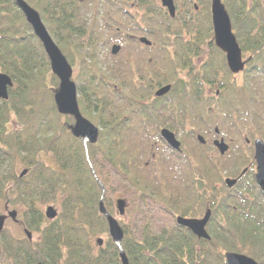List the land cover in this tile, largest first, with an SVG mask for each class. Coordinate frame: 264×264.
<instances>
[{
	"label": "trees",
	"instance_id": "1",
	"mask_svg": "<svg viewBox=\"0 0 264 264\" xmlns=\"http://www.w3.org/2000/svg\"><path fill=\"white\" fill-rule=\"evenodd\" d=\"M26 1L39 12L69 63L77 65L73 78L79 108L98 126L99 133L96 143H87L97 148L91 151L81 138L73 136V117L58 113L53 99L57 78L39 68L37 51L21 44L17 30H11L18 27L14 20L5 21L0 31V71L12 77L13 86L8 99L0 101V201L19 200L23 206L21 223L37 236L29 240L4 228L0 234L2 254L9 256L12 264H121L119 249L108 235L101 246L93 240L107 231L106 218L99 210L101 196L106 211L116 214L115 201L122 196H114L111 186L117 177L132 190L134 211L139 214L146 204L187 217L199 216L210 208L212 219L216 213L223 216L221 211L231 209L243 220L244 230L236 231L237 226L234 228L225 215L231 227L217 222L218 229L209 232V240L177 225L155 228L149 219L138 231L129 232L118 220L124 233L121 247L129 264H226V250L264 263V228L260 229L264 220L253 213V201L240 204L244 198L240 189L247 184L238 183L230 189L221 183L216 186L213 158L205 154L181 156L164 145L170 155L158 159L154 152L155 142L160 140L158 127L150 120L162 111L164 103L162 97L154 96V90L174 82L180 71L187 70L186 79L180 77L172 88L182 83L179 92L185 95L190 114L197 112L199 119H213L216 114L221 124L227 122L264 140V83L251 78V73L264 75L260 65L264 62L263 0H224L242 51L252 55L244 71L249 78L242 84L218 79L219 70L231 74L223 53L210 40L222 61L218 62L215 54L198 64L194 61L203 54L200 49L206 34L212 35L210 17L201 21L194 9L202 0H176L174 17L156 0H134L140 15L116 7L124 15L134 16L132 26L136 24L142 34L160 44L164 37L174 39L168 43L174 47V56L169 49L161 56L167 60L165 65L149 59L138 68L128 57L108 65L98 57L99 46L114 41L124 44L128 37L110 24L117 19L103 9L106 6H96L88 15L82 6L87 0ZM98 17H102L106 31H111L109 35L98 32ZM22 22L29 27L25 19ZM154 23L165 26L162 35L151 29ZM38 48L39 58L49 63L40 43ZM212 89L213 94L207 96L205 91ZM97 154L112 175L92 168ZM177 167L182 174L173 170ZM19 168H26L27 173L20 177ZM249 182L253 184V180ZM51 203L58 205V212L55 218L47 219L43 205Z\"/></svg>",
	"mask_w": 264,
	"mask_h": 264
},
{
	"label": "rangeland",
	"instance_id": "2",
	"mask_svg": "<svg viewBox=\"0 0 264 264\" xmlns=\"http://www.w3.org/2000/svg\"><path fill=\"white\" fill-rule=\"evenodd\" d=\"M114 4H112V2ZM159 3V0H156ZM224 2V0H222ZM209 3V2H208ZM264 4V0H263ZM116 5V6H115ZM83 8L88 11V15H90L96 6L97 7H104V10H106L113 18L117 19V22H110V24H113V28L119 27V32L120 34L126 35L128 37L125 38V43L122 44L121 49L119 50L118 53L112 54L110 49L112 43L116 42H110L108 45H101L98 47V57L104 61L106 65H108L107 62H118L126 57H128L134 64H138L136 68L139 67V65L144 64L147 60L151 59L154 62H158L160 66H163L166 64L167 60H164L161 58L162 55H167L166 51L169 49L171 54L174 56V47L171 45H168V43H171L174 41L173 37H171L169 40L168 38L164 37L162 39L163 44L159 43L158 39L151 38L146 36L145 34H142V32L139 30L136 24L132 26V24L135 21L134 16L131 18V16H127L123 14L122 9L116 8V7H122L124 10L126 9L127 11H131L130 13H133L136 15H140L141 13L138 12V7L135 3L134 0H87V4L84 3ZM143 10V9H142ZM136 11V12H135ZM197 16L199 17V20L201 21H206L210 17V12H209V4H206V0H202V4L199 5L197 8ZM264 13V8L261 11ZM4 15L6 17H4ZM259 18V16H257ZM22 19L24 20V17L22 13L18 10L16 5L13 3V0H0V31L3 30V23H10L12 20L16 23L18 27L13 26V29L11 30H17L16 37L19 38L20 42L24 47L28 50H34L37 51V64L39 68L43 69L44 72H51L49 63L46 62L45 59H40V51L38 48L39 42L35 40V37L32 33V30L30 27L23 25ZM155 21H161V18H156ZM261 22L258 21V24ZM173 24V23H171ZM97 27H98V32H100L101 36L104 35H109L111 31H106L104 25H103V19L102 17H98V22H97ZM151 29H158L155 32L158 33L159 35H162V31L165 26H159L157 24H153L151 26ZM243 35V32H241ZM146 36L148 40L152 41L153 46L147 48L144 45H139V43L136 41V39L139 36ZM208 35V36H207ZM206 38L204 42L202 43V46L200 51L203 53L202 55L198 56L194 61H196V64L200 62V60L204 61L206 59H209L211 56L215 54V59L218 62L222 61V57L218 54L215 53V50L213 48V45L208 43V40L212 41V35L209 33L206 34ZM53 37V36H52ZM136 38V39H135ZM242 41L244 42L245 37L241 36ZM7 41V40H6ZM167 41V43H165ZM7 43V42H6ZM118 43V42H117ZM248 51L243 52V58H247L248 56ZM169 54V53H168ZM171 58L175 60V58L171 55ZM42 55V54H41ZM157 64V66H158ZM222 64L220 63L221 66ZM248 65V62H247ZM262 67H264V62L260 64ZM222 69H224V66L222 65ZM1 70V68H0ZM77 71V65L73 66V74H75ZM187 70H182L180 71V77L183 79H186L185 72ZM177 78V79H180ZM218 79L220 81L228 80L230 82H237L238 84H242L245 79H248L245 77L244 71L239 72L236 75H228L223 72V70H219L218 72ZM251 78H256L257 80H260V82L264 83V75L258 74V73H251ZM176 79V80H177ZM75 81V79L73 78ZM175 80V81H176ZM174 81V80H173ZM174 81V82H175ZM179 81V80H178ZM176 81V82H178ZM76 82V81H75ZM172 82L171 85L174 86V83ZM58 85V84H57ZM217 86V84H216ZM215 86V87H216ZM180 87H182V83L179 85H176L173 87L170 91L169 95H166L162 97L161 101L164 102L162 103L161 112H158L156 117L151 118L150 120L153 121L158 127H166L170 130H172L177 139L181 143V148L183 153H188L190 155L194 154H205L210 157H214L215 154L218 155L217 151L213 148V145L211 143L214 133H213V128L217 126V128L220 130V134L222 136H227L233 138L232 140L236 143H239L241 145H246L245 143V138H248L251 142L255 138H261L259 135L251 136L244 131H241L236 129L235 127H232L229 123H224L221 124L220 118L213 115V119H210L209 117L206 118H198L199 114L197 112H192L191 114L189 113L188 109L185 108V95L183 92H179ZM57 88V86H56ZM214 89L205 91V94L207 96H211L213 94ZM201 116V114H200ZM220 122V124H219ZM211 123V124H210ZM199 133L204 136L206 139V143L204 145H201L198 143L196 140L195 135ZM262 139V138H261ZM96 148L94 145L93 146H88L87 145V150L91 151ZM248 150L247 148H245ZM97 150V148L95 149ZM155 155L158 157V159H162L164 157H168L170 155L168 151L164 148L163 144L161 141L155 142V148H154ZM173 157V156H172ZM230 160L232 158L229 157ZM95 163L92 166L94 170H97L106 174L105 171H108L110 175V168L109 166L104 162L103 157H101L100 154H97L95 156ZM246 163V161L244 162ZM225 165V164H223ZM232 168V171H237L241 168V163L240 165L236 166H230ZM20 168L18 169V172H20ZM174 171L179 170L181 174L183 171L179 167L174 168ZM231 169H228V171ZM117 178V177H116ZM113 179L114 181L112 182V189L111 191L113 192L114 196H122L125 199L126 202V213L123 217L120 218L118 214L116 213L114 216L117 219H121L122 222H124L126 229L130 232H135L138 231V228L145 222V219H149V221L152 222L155 228L161 229L162 227L170 228L173 226V222L175 220L174 215L167 214V212H161L159 209H157L156 205H152L151 207H147L145 205L142 206V210L139 214V211L135 212L134 211V203L133 201H136L133 197L132 190L129 188V186L125 183H123L119 178L118 179ZM220 184V181H218L217 185ZM240 192L243 194L242 196L244 197L241 199L240 204L244 203L245 201H253L255 203L253 213L257 215L258 219L264 220V199H261L257 191L253 189L252 187H249L248 189H240ZM182 197V194L180 195ZM114 203V201H113ZM52 204V203H51ZM47 205V204H46ZM46 205H43V211L45 210ZM56 209H58L57 204H53ZM6 206V208H5ZM22 205L20 204L19 200L16 199L15 202H4L3 200L0 201V213H6L7 209H16L17 211V218L21 219V214H22ZM223 214L227 215L228 219L230 220L232 225L237 226L235 228L236 231L238 230H244L241 228L242 225V218L236 214L233 210H223L221 211ZM180 214V213H179ZM203 212L200 213L199 216H202ZM225 215L222 216V214L216 213L213 219H210L208 224L206 225V229L210 233H214L218 229V224L217 222H221L225 225H230L229 223H226L227 220L225 219ZM119 217V218H118ZM262 227L260 229L264 228V225L260 224ZM25 226L19 222V221H13L11 218L7 217L4 223V228L8 230L9 233L12 235H15L17 237H23L25 235L23 228ZM28 229V228H27ZM238 229V230H237ZM232 231V230H231ZM229 234V233H228ZM108 235V232L106 231L105 233H100L94 236L93 240L95 241L96 237H102L105 239V237ZM37 236L36 232L32 231V238L35 239ZM0 264H12V261L9 256L0 253Z\"/></svg>",
	"mask_w": 264,
	"mask_h": 264
},
{
	"label": "water",
	"instance_id": "3",
	"mask_svg": "<svg viewBox=\"0 0 264 264\" xmlns=\"http://www.w3.org/2000/svg\"><path fill=\"white\" fill-rule=\"evenodd\" d=\"M13 1L16 7L23 14L25 21L30 26L33 34L39 40L44 53L48 58L51 72L58 79V87L53 95L57 111L60 114H67L73 117L74 122L71 127V132L75 137H80L84 144L87 142L95 143L98 138V127L85 116H83L79 109L76 83L72 79V66L69 64L67 58L51 37L40 17L39 12L30 4H28L26 0ZM160 1L161 5L166 7L168 14L173 17L175 15L174 0ZM210 14L214 43L221 51L224 52L228 70L231 73H238L239 71L243 70L245 62L242 59L241 49L236 40L235 34L232 31L230 17L222 0H210ZM139 39L146 44H150V41L144 36L140 37ZM119 49L120 45L114 43L111 47V53L116 54ZM12 85V77L8 73L0 71V101L6 100L9 97L8 90ZM170 88V84L162 85L156 89L154 94L158 97L163 96L169 92ZM159 135L172 150L177 152L181 151L180 142L171 130L167 128H161ZM197 140L200 143L205 142V139L200 134L197 135ZM213 144L218 148L220 153H223L228 149V145L223 139H215ZM254 159L256 161L255 180L260 191L264 195V143L259 138L254 140ZM26 172V168L22 169V171L19 173V176H23L26 174ZM235 181V179L231 178L225 179L228 187H231ZM101 189L103 192L102 186ZM116 207L118 213L123 214L125 210V201L122 198H117ZM99 210L106 217L108 234L113 243L119 249L121 264H129L128 258L121 247V240L123 238L122 228L120 227L116 218L106 211L102 202V196L99 201ZM210 214L211 211L209 208H207L202 217L195 218L178 215L176 216L175 220L178 225L186 227L198 238L209 239L210 235L206 230V224L210 219ZM44 215L48 219H53L57 215V210L53 205H47L44 210ZM7 217L17 221L18 219L16 209H8L6 213H0V233L4 228V222ZM24 233L28 239H31V232L27 228H24ZM96 243L101 246L103 243V238L97 237ZM223 255L226 264H260L248 255L235 251H225Z\"/></svg>",
	"mask_w": 264,
	"mask_h": 264
},
{
	"label": "flooded vegetation",
	"instance_id": "4",
	"mask_svg": "<svg viewBox=\"0 0 264 264\" xmlns=\"http://www.w3.org/2000/svg\"><path fill=\"white\" fill-rule=\"evenodd\" d=\"M176 1V0H174ZM157 4L164 10L167 12L166 7L161 5V1L159 0V3L157 2ZM195 10H197V8H194ZM136 39V38H135ZM136 41L139 43V45H144L145 47L149 48L151 46H153V43L151 44H145L144 42L140 41L139 37L136 39ZM120 45V49L122 46V43H118ZM119 49V50H120ZM118 50V52H119ZM117 52V53H118ZM243 53V52H242ZM252 55L248 53L247 57H251ZM215 95L219 94V89H216L215 91ZM214 132V131H213ZM215 137H222L224 139V141L228 144V150L226 152H224L223 154L219 153L218 149L216 147H214V149L217 151L218 155L215 154L213 157V170H214V176H215V184L217 185V176L219 173L220 168H222V181L225 184V178L229 177V178H235V184L238 183H244V184H249L250 180H254V173H255V169H256V163L255 160L253 158V153H254V145H253V141L251 142L248 138H245V143L246 145H241L239 143L234 142L231 137H227V136H222L220 134V132L218 134L214 133ZM245 148H247L248 150H246ZM181 156H182V152H181ZM231 160L229 157H231ZM246 161V163H244ZM241 163V168L237 171H232V168L230 166H236V165H240ZM225 164V165H223ZM228 169H231L228 171ZM221 183V182H220ZM221 185V184H220ZM173 215V214H171ZM181 230H182V226H181Z\"/></svg>",
	"mask_w": 264,
	"mask_h": 264
}]
</instances>
